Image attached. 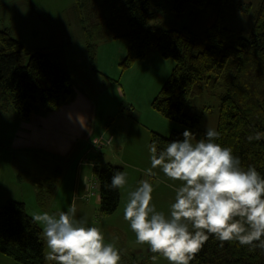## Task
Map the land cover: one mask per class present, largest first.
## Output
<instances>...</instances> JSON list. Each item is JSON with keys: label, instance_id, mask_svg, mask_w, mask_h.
<instances>
[{"label": "trees", "instance_id": "1", "mask_svg": "<svg viewBox=\"0 0 264 264\" xmlns=\"http://www.w3.org/2000/svg\"><path fill=\"white\" fill-rule=\"evenodd\" d=\"M233 1L174 0L172 11L177 17L191 7L204 9L217 4L218 15L202 37L186 28L165 29L153 22L151 0H103L110 15L98 22H89L95 13L89 1L77 0L73 11L94 72L99 41L120 39L127 43V54L120 64L122 71L147 59L152 51L172 59L174 68L153 100V109L196 135L203 132L207 108L194 107L190 100L205 91L216 95V131L220 134L216 142L231 147L245 169L254 166L264 176V139L247 140L257 131L264 132V0L253 17L250 34L245 37L240 33L237 38L225 24V9ZM61 49L43 48L29 54L26 62L24 44L9 28L0 31V113L11 111L20 121L28 122L37 109L52 113L70 102L74 79L63 63ZM182 133L173 130L165 137L152 132L149 145L156 139L158 150L163 149L168 142L183 139ZM115 170L123 171V167L110 163L93 167L101 217L113 215L120 204V188L110 187ZM35 180L48 190L54 184L51 178ZM42 195L38 193L39 201ZM45 249L43 229L32 220L24 202L8 200L0 206V254L17 264H48ZM191 264H264V250L250 251L249 246L236 241L221 246L210 235Z\"/></svg>", "mask_w": 264, "mask_h": 264}, {"label": "rangeland", "instance_id": "2", "mask_svg": "<svg viewBox=\"0 0 264 264\" xmlns=\"http://www.w3.org/2000/svg\"><path fill=\"white\" fill-rule=\"evenodd\" d=\"M58 1L61 3L64 2V0ZM71 1L76 2L77 0ZM81 1H89L92 3L91 5L95 13L89 22H98L109 17L110 11L104 7L103 0ZM261 1L234 0L225 9V24L233 32L234 38H237L240 33L245 37L250 34L253 26V17L257 14ZM48 2H53V0H0V31L14 27L20 33L21 40L22 42L24 41L27 47V53L25 55L26 62L29 60L28 55L41 50L45 43H48L46 45L63 43L59 47L62 48L61 51L64 50V43H66L65 36H54L53 30L46 32V36L39 28H36L37 25L35 24L41 22H14L13 6L28 4L29 6L33 5L34 8L36 6L40 7L42 10L47 11L49 15H56L57 12L61 13L60 8L57 12L56 10H46L45 4ZM173 6L174 0H151V10L155 14L153 22L160 23L165 29L182 30L186 28L201 37L204 36L207 29L214 23L219 12L217 4L214 3V5L204 9L191 7L182 16L177 17L172 11ZM19 14L22 15L20 11ZM55 18L57 22L51 23L56 24L57 29L66 28L69 22L68 17L59 16ZM34 32H38V36H34ZM47 37L50 41L47 40ZM34 38L39 39L40 46H36L37 40H34ZM102 43L103 41H99V46ZM66 48L71 61L67 69L72 74L76 88L83 92L95 105L97 104L98 109L101 111H103L104 107L108 108L114 102L115 105L119 102L122 112H118L120 114H114L113 116L118 123L114 124L113 127L108 126L107 122L103 124L99 123L100 126L96 130L94 126L87 129L85 127V130L80 134L82 138H79V142L83 143V145L70 157H62L32 146L33 138L29 139L22 133L28 132L27 128H23L27 122L20 121L11 111L8 113H0V206H3L8 200L21 201L25 203L27 211L32 217L44 212L58 216L61 211H67L72 205L71 197L73 195L75 174L80 161L84 158L95 160L97 156L99 161L104 163L103 154L111 151L116 144L119 147L113 149L112 153L108 155L113 159L112 163L122 166L123 172L126 173L127 183L124 186L126 198L129 199V193L139 186L141 178L155 185L156 182L152 178L156 177L160 185L152 193V203L155 205L157 211L164 212L168 215L170 206L175 199V189L180 186L181 182L170 180L163 174L160 168L151 169V154L148 139H150L152 132L168 137L173 130H170L167 135L156 131L157 129L153 122L158 123V115L156 117L150 116V121H152V123L150 122V126L152 129L148 128L145 123H143L144 127H141L137 123L121 124V120H128L129 117L134 121L139 119V107H141V104L137 100L138 107L131 105L126 100L128 90L122 87V76L118 74L116 77H112L109 74L101 72L97 67H95L97 72H94L90 68L87 60L84 36L83 43L77 42ZM173 66L165 75L164 83L169 78L174 68ZM164 83L151 94L145 91L141 92L140 102L143 100L142 106L147 112H152V102L161 91ZM147 88L156 89V85H153L152 81H149ZM134 91L139 94L140 89L134 87ZM81 92L80 95L82 96ZM219 92L221 91L217 93ZM80 95L79 92H76L73 96L77 98ZM190 105L200 109L207 108L202 122L203 132L193 136L195 143L205 138V132L208 128L217 129L219 101L216 95L205 91L202 95L192 98ZM152 110L156 112L153 107ZM47 113L37 109L32 117L34 116L36 118ZM159 118L164 117L161 116ZM165 120L170 124L176 125L178 127L176 129L177 131L189 129L181 124L167 119ZM144 133L149 134L146 140H144ZM109 135L115 136L116 139L113 144L105 146L101 152L102 154L99 155L97 153L98 149L95 150L93 146L97 143L100 136L109 137ZM83 165L87 166L89 170H92V164L85 163ZM150 169L151 172H149ZM17 175L22 179V189H20L19 184L17 187L12 184ZM149 175H151V179H148ZM35 178H51L54 184L50 190L47 187L41 188L40 183L36 182ZM93 180L94 176L91 178V181ZM94 181L95 185L98 186L97 180ZM39 192L44 195V197L42 195L41 201L38 200ZM93 193L99 194L98 187L95 188ZM125 205V203L119 204L117 211L113 215L101 217L98 211V202V204L87 211V213L91 212L89 217L86 218L88 225L100 227L105 235L106 241L113 242L120 249L122 257L121 264H124L125 261L127 264H168L161 256L152 253L148 245L136 243L135 234L131 231L129 223L123 218ZM78 207L79 205L76 209V219L79 216ZM38 224L43 229V224ZM48 251L49 249L46 247V255ZM154 255L156 256L155 260L153 259ZM47 263L55 264L54 261L49 260H47Z\"/></svg>", "mask_w": 264, "mask_h": 264}, {"label": "clouds", "instance_id": "3", "mask_svg": "<svg viewBox=\"0 0 264 264\" xmlns=\"http://www.w3.org/2000/svg\"><path fill=\"white\" fill-rule=\"evenodd\" d=\"M185 129L183 139L172 140L158 150L157 140L149 145L151 169L181 184L175 189L170 212L157 211L152 203L153 185L142 180L129 193L123 218L135 234L136 243L148 245L168 264H191L209 236L221 246L236 241L250 251L264 250V176L254 166L246 169L231 147L216 141L219 132L208 128L205 138L193 143ZM264 139V132L249 135V142ZM97 165V164H96ZM151 169L149 172H151ZM126 173L113 172L111 189L123 188ZM32 220L43 224L49 249L45 259L55 264H121V251L108 242L102 229L76 219L73 203L58 216L44 212ZM156 259V256H153Z\"/></svg>", "mask_w": 264, "mask_h": 264}, {"label": "crops", "instance_id": "4", "mask_svg": "<svg viewBox=\"0 0 264 264\" xmlns=\"http://www.w3.org/2000/svg\"><path fill=\"white\" fill-rule=\"evenodd\" d=\"M63 2V1H62ZM75 1L71 0H64L63 3L59 2L58 0H53V2H48L45 4L46 10H57L60 8L61 13L57 12L56 15H49L47 11L42 10L40 7L36 6L35 8L32 6L27 5H20V6H13V15H14V22H41L37 25L36 28H39L43 34L46 32H50L53 30L54 36L60 35L65 36L66 43L64 46V50L61 51L63 63L66 68H68L70 64L69 54L67 53V48L71 44H75L77 42L83 43V35L78 24V20L76 14L73 11V6L75 5ZM19 11L22 15L19 14ZM65 16L69 18V22L67 23L66 28L57 29L56 24L51 22H57L55 17ZM33 30V28H32ZM12 35L22 42L20 33H18L14 27L10 28ZM34 36H38V32H34ZM37 40L36 46H40V41L38 38H34ZM47 40L50 41L47 37ZM26 47L24 41L22 42ZM38 44V45H37ZM45 43L42 47H59V45L63 43H54L52 45H46ZM58 44V45H57ZM127 43L124 40H105L102 44H100L98 48V53L96 57V67L98 70L105 74H109L112 77H116L118 74L123 78V88L128 90L127 101L133 105L137 106L136 100L141 104L139 107L140 117L136 121L132 120L131 117L128 120H121V124H132L137 123L143 126L145 123L148 128L152 129L150 126V116L156 117L158 115L161 117L157 112H153L152 107L151 111H148L142 106V101L140 102L141 92H147L151 94L155 92L157 88L164 83V78L167 72L171 69L174 65V62L170 59H165L160 56L159 53L156 51H152L149 57L142 61H137L134 65L127 69L126 71L122 72L120 68L121 62L124 60L127 54ZM36 52V51H35ZM60 55V53H59ZM174 67V66H173ZM69 70V69H68ZM107 78V77H106ZM107 80V79H106ZM152 81L153 85H156V89H149L147 88V83ZM106 85V83H105ZM134 87L140 89L139 94L134 91ZM76 92L80 90L76 88L74 85V95ZM82 96L73 98L68 102L65 106H63L59 111L47 113L40 115L39 117L34 118L25 123L23 128H27L28 132H22L27 138H33L32 146H36L46 152L62 156V157H70L74 152L83 145V143L79 142L80 134L83 130L94 126V129H98L100 124L107 122V125L113 127L114 124L118 123L117 120L113 117L114 114H120L118 112H122L120 110L119 102L113 103L112 106L106 108L104 107L103 111L98 109L97 104L95 105L83 92H81ZM133 98V100H132ZM119 110V111H117ZM8 113V112H5ZM123 115V114H122ZM158 117V123H154L156 126V131L160 132L161 134L167 135L170 130H176L178 127L174 124H170L166 122L164 118ZM111 119V122H110ZM127 119V118H126ZM161 119V120H160ZM164 119V120H163ZM101 121V122H100ZM128 121V122H127ZM161 121V122H160ZM149 122V123H148ZM100 123V124H99ZM86 127V128H85ZM85 128V129H84ZM145 129V128H144ZM127 134V133H126ZM22 135V136H23ZM149 136L148 133H144V140L147 139ZM113 137L109 135V137H102L100 138H110ZM74 138V140H73ZM116 137H113L112 142L109 144H113ZM150 139H148L149 141ZM107 144L102 146H93L94 149H98L97 153L101 155L102 151L104 150ZM119 145L114 146L113 149L118 148ZM121 147V146H120ZM111 151H107L103 154L104 163L99 161L97 156L95 157L96 164H107L112 163V158L108 155L111 154ZM98 155V156H99ZM113 164V163H112ZM114 165V164H113ZM123 165V164H122ZM91 176V177H90ZM93 167L92 170H89L87 166L83 164H78V168L75 174V181L73 186V195L71 197L72 204L77 206L79 205V216L77 219H85L87 221V217H89L90 213H87L89 209L99 202V194L92 193L89 198H86L87 194L90 190V182L91 178L93 177ZM153 177V176H152ZM95 178V177H94ZM37 179V178H35ZM144 179V178H143ZM141 178V181L143 180ZM148 179H151V175L148 176ZM156 183L153 185V188L156 189L159 187L160 182L157 181L156 177H153ZM15 181V184H14ZM13 181V185L17 187L19 184L20 189H22V179L19 175L15 177ZM140 181V182H141ZM120 205L123 203H127L128 199L124 193V187L120 188ZM88 223V221H87ZM0 264H17L11 259L5 257L4 255L0 254Z\"/></svg>", "mask_w": 264, "mask_h": 264}, {"label": "built area", "instance_id": "5", "mask_svg": "<svg viewBox=\"0 0 264 264\" xmlns=\"http://www.w3.org/2000/svg\"><path fill=\"white\" fill-rule=\"evenodd\" d=\"M112 140H113V137L99 138V140L97 141V143L94 146L98 147V146H102L104 144L109 145L112 142ZM85 163H90V164H92L93 167L96 165L95 161L89 160L87 158L82 159L79 164L81 165V164H85ZM94 180H96V178H94ZM94 180L90 182V187H89L90 190H89V193L87 194L86 198H89L91 196V194L93 193V191L95 190V188L98 187L95 185Z\"/></svg>", "mask_w": 264, "mask_h": 264}]
</instances>
